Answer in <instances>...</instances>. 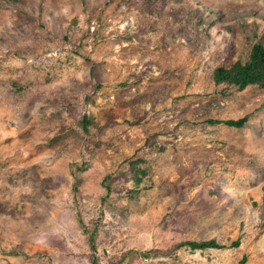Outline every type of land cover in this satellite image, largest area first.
I'll return each mask as SVG.
<instances>
[{
	"label": "rangeland",
	"instance_id": "rangeland-1",
	"mask_svg": "<svg viewBox=\"0 0 264 264\" xmlns=\"http://www.w3.org/2000/svg\"><path fill=\"white\" fill-rule=\"evenodd\" d=\"M256 43L264 0H0V264H264V85L213 76Z\"/></svg>",
	"mask_w": 264,
	"mask_h": 264
},
{
	"label": "trees",
	"instance_id": "trees-1",
	"mask_svg": "<svg viewBox=\"0 0 264 264\" xmlns=\"http://www.w3.org/2000/svg\"><path fill=\"white\" fill-rule=\"evenodd\" d=\"M17 1V0H14ZM214 80L216 84L227 83L244 88L249 84L258 83L264 85V43H256L253 45L250 57L247 61H237L229 67H218L214 71ZM211 123H224L234 127H243L247 121V117L229 120H210ZM263 202H264V186H263ZM240 244L237 239L231 243V247ZM188 246L191 249L206 248H226L227 244H221L216 239L209 240H188L181 242L177 247Z\"/></svg>",
	"mask_w": 264,
	"mask_h": 264
}]
</instances>
